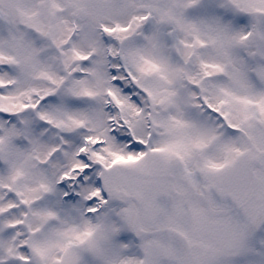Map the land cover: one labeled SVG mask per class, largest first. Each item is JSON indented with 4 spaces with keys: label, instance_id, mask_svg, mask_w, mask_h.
<instances>
[{
    "label": "snow or ice",
    "instance_id": "6c2138e0",
    "mask_svg": "<svg viewBox=\"0 0 264 264\" xmlns=\"http://www.w3.org/2000/svg\"><path fill=\"white\" fill-rule=\"evenodd\" d=\"M0 264H264V0H0Z\"/></svg>",
    "mask_w": 264,
    "mask_h": 264
}]
</instances>
